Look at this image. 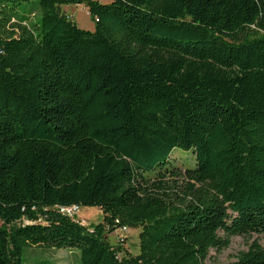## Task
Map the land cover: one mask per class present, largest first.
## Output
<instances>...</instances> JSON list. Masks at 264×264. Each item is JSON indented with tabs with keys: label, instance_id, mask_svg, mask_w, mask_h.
<instances>
[{
	"label": "trees",
	"instance_id": "obj_1",
	"mask_svg": "<svg viewBox=\"0 0 264 264\" xmlns=\"http://www.w3.org/2000/svg\"><path fill=\"white\" fill-rule=\"evenodd\" d=\"M82 5L94 30L63 5ZM180 150L194 167L170 166ZM95 207L85 226L58 207ZM121 228L139 229V251ZM264 236V0H0V264H205ZM228 264H264L252 242Z\"/></svg>",
	"mask_w": 264,
	"mask_h": 264
},
{
	"label": "rangeland",
	"instance_id": "obj_2",
	"mask_svg": "<svg viewBox=\"0 0 264 264\" xmlns=\"http://www.w3.org/2000/svg\"><path fill=\"white\" fill-rule=\"evenodd\" d=\"M100 4H109L112 0H92ZM61 10L66 16L73 21L79 29L86 31L94 30V22L88 14L86 8L82 5H63ZM170 166L184 171L187 167H194L193 156L190 153H184L180 150L174 151L170 156ZM78 219L84 221L85 226H92L98 224L102 215L98 208L95 207H80L77 214ZM128 229V228H127ZM139 229L129 228L124 234L121 229L110 234L108 240L111 244H116L119 238H124L127 250L135 255L139 251L138 234ZM257 241L264 247V236H238L231 239L230 245L227 249L220 252L211 250L205 264H228L235 261L236 257L241 253L247 251L249 245ZM78 255L73 250H43L39 248H31L25 251L22 256L23 264H77Z\"/></svg>",
	"mask_w": 264,
	"mask_h": 264
},
{
	"label": "built area",
	"instance_id": "obj_3",
	"mask_svg": "<svg viewBox=\"0 0 264 264\" xmlns=\"http://www.w3.org/2000/svg\"><path fill=\"white\" fill-rule=\"evenodd\" d=\"M80 211V207L77 205H71V206H66V207H58V212L62 215H65L69 218H77V214ZM81 224H85L84 221L82 219H78ZM127 228H121V231L126 234L127 233Z\"/></svg>",
	"mask_w": 264,
	"mask_h": 264
}]
</instances>
